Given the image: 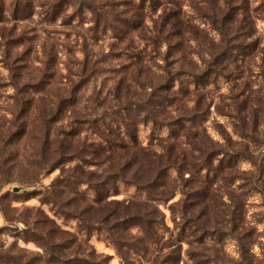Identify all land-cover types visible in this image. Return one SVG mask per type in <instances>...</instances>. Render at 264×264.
Masks as SVG:
<instances>
[{
  "label": "trees",
  "instance_id": "obj_1",
  "mask_svg": "<svg viewBox=\"0 0 264 264\" xmlns=\"http://www.w3.org/2000/svg\"><path fill=\"white\" fill-rule=\"evenodd\" d=\"M188 1L196 14L193 18L184 13V0H165V6L158 17L153 19L152 35L142 32L144 39L155 47H162L166 43L174 49L182 50L181 57L172 58L171 51L168 54L171 60L164 58L162 75L145 86L143 95L137 96L131 89L123 96L111 92V98L108 99L101 98L95 92L90 110L83 105L84 88L103 70L102 66H98L101 62L99 59L90 62L87 55L83 61L73 60L79 67L80 74L71 68L69 71L70 74L79 75V80H71L65 86L55 82L57 68L55 57L51 54L54 53L52 47L50 52L44 51L47 59L44 58L43 65L36 68L38 75L35 81L20 82L24 65L17 67L6 63L10 71V83L14 85L16 92L9 112L11 120L0 119V176L11 169L6 167L10 166L12 155L15 159L19 154H12L9 148L25 137L33 144V150L28 156L31 159L34 157L45 160L49 155L51 169L72 161L97 168L85 173L84 166L76 163L70 168L68 176L61 174L52 183L50 191L54 198L50 200L57 203L58 198L68 192V204L79 206L67 212L62 211V214L79 220V233L82 236L78 233L80 237L62 239L44 227L38 231L25 229V240L35 241L43 248L39 262L106 264L107 256L98 255L89 243V237L96 226L103 223L115 232L114 235L111 233L112 242L122 259L128 262V255L132 252H148L151 247L158 248L163 238L161 230L164 221L162 216L160 219L157 204L174 195L176 179L171 178V171L174 170L180 175L190 171L191 178L185 181H194V185H197L196 189L186 192L179 208L181 221L177 223L179 240L192 244L190 238L194 236L199 244L198 255L189 257L194 261L192 263L253 264V241H248L243 234L237 232L235 207L232 208L233 205H228L223 200L222 194L225 192H222V188L214 187V177L223 174L221 177L228 180L232 203L237 189L241 190L238 198L244 200L247 191L257 188L254 181L256 175L246 178L245 183L236 186L237 180L244 177L233 171L242 162L257 164V160L247 149L241 150L242 147L228 150L218 146L207 133L205 122L210 107V103L206 101L207 89L223 75L226 60L235 61L258 48V40L253 36L256 35L257 14L260 7L264 6V0L260 5H252L251 0ZM29 2L32 0H10L11 14L14 17L31 16V12L27 11ZM50 2L41 4L45 8L44 18L54 22L62 11L70 8L71 15L66 13L63 21L64 24L71 25L77 20L72 25L75 27L74 31L86 20V14L91 15V26L87 28L91 33L90 37H85L87 40L84 39L82 44L85 45L89 39L97 43L109 30H114L115 36L120 38L122 30H139L145 22L146 11L150 9V12L157 13L164 1ZM197 20L210 28H200ZM210 31L217 36L210 37ZM13 42L17 41L8 40V44ZM190 53L198 54L201 67L194 68L186 60ZM116 54L120 58L119 52ZM146 56L143 55V49L129 51L128 65L117 68H122V71L119 70L121 73H130V81L145 83L141 79H147L143 73L149 72L145 68L151 69L144 61ZM19 60L24 62L22 64H27L24 58ZM130 67L132 71H129ZM121 78L124 84L127 76ZM185 86L187 89L184 90ZM147 88L151 90L148 91ZM35 94L42 96L35 99ZM180 94L183 96L176 98ZM185 97L193 98L195 103L190 104V99L186 101ZM176 101L180 107L179 115L166 117L167 110L173 108L172 104ZM233 103L240 114V120H245H241L242 124L240 122V126H236L239 136L251 143L261 144L263 141L256 126L260 122L264 123V100L250 103L241 99L238 94H233ZM161 115L163 116L160 117ZM64 119L67 121L66 125L61 123ZM142 123L151 126L152 139L159 136L163 127H169L170 136L165 138L172 145L169 151L159 153L141 145L136 130ZM246 123L250 130L245 128ZM86 125L97 134V138L90 139L88 135H82ZM181 135L187 139L186 147H182ZM177 148L181 150L177 151ZM258 171L263 172L260 164ZM202 172L205 173L202 180L195 178ZM83 183L88 185L87 191L79 189ZM121 184L135 187L136 194L130 200L109 199L110 196L118 194ZM218 209L222 212L223 220L229 218L230 228L222 227ZM225 236H233L237 241L241 257L239 262L223 254L217 247ZM157 250L151 251L153 257L149 264H180V259L171 263L173 250L169 253H161L162 249Z\"/></svg>",
  "mask_w": 264,
  "mask_h": 264
},
{
  "label": "rangeland",
  "instance_id": "obj_2",
  "mask_svg": "<svg viewBox=\"0 0 264 264\" xmlns=\"http://www.w3.org/2000/svg\"><path fill=\"white\" fill-rule=\"evenodd\" d=\"M9 1L0 0L1 121L11 120L9 112L14 103L13 95L16 92L14 85L10 83V71L6 63L14 64L17 67L24 65L21 70L20 82L35 81L38 75L36 68L43 65L42 60L44 58L47 59L46 55L44 56V51L50 52V47H52L54 52L51 53L55 57L53 59L56 61L55 82L62 86H65L71 80L75 82L79 80V75L70 74L69 71V68H71L80 74L79 67L74 64L75 61H83L87 55L90 62L96 59L101 61L98 66H102L103 70L84 88L83 105L88 106L90 110L95 92L101 98L107 97L108 99L111 98V92L112 94L115 92L119 96H123L124 93L129 92L131 89L132 93L137 96L143 95L145 86L162 75V67L165 65L164 58L167 57L171 60V57L168 56L171 51L172 58L181 57L182 50L174 49L166 43H163L162 47H155L142 36V32L152 35L153 19L158 17L165 6V0H163L164 2L157 13L150 12V9L146 11L145 22L139 30L132 32H129V29L128 31L122 30V38L116 37L114 30H109L106 35L103 34L100 37L97 43L94 42L95 40L89 39L85 45H82L84 44V39L90 37L91 33L87 31V28L91 26L90 14L85 15L86 20L79 25L77 31H74L75 27L73 26L77 23V20L73 21L71 25L64 24L63 21L66 13L71 15L72 10L70 8L62 11L59 18L52 22L44 18L43 12L45 8L41 6L42 3H51V0H32V2H29L30 6L27 11L31 12V16L27 18L20 15L14 17L11 14ZM96 1L100 2L102 0ZM133 1L137 3L139 0ZM261 1L263 0H251V4L260 5ZM183 11L188 17L193 18L196 15L188 0H184ZM257 15L256 35L253 38L258 40V48L252 53L241 56L239 59L236 58L235 61L226 60L227 63L223 69V75L207 89L206 101L210 103V107L205 126L207 133L218 146L228 150H238L242 147L241 150L247 149L250 153H253L255 160H257V164L249 161L242 162L238 165L236 171H233V173H238L241 177H244V179L237 180L236 186L245 183L247 181L246 178L256 175L254 181L257 188L247 191L244 200L238 198L241 190L237 189L233 195L234 203H232L230 186L227 183L228 180H224L221 177L223 174L214 177V187L222 188V192H225V194H222L223 200L228 205H233L232 208L235 207L234 214L237 215L235 227L237 232L243 234L248 241H253L251 245V251L255 255L253 264H264V123L260 122L256 126L258 134L263 141L261 144H254L241 138L236 126H240V122L243 119L240 120V114L233 103V94H238L241 99L248 100L250 103L256 100H264V6L260 7ZM196 23L199 24L200 21L197 20ZM200 28L209 29L210 27L200 23ZM216 36L215 32L210 31V37ZM8 40L17 42L8 44ZM131 40H133L132 43ZM136 49H143V55H147L144 61L151 68L150 70L145 68L146 72H149L143 73L147 79L141 78L145 83L130 81V73H126V71L123 73L119 72L120 69L122 71V68L128 65L129 60L127 57L129 51H136ZM184 49L187 48L184 47ZM187 50L191 51V49ZM111 51H113V54H111ZM117 52H119L120 58L116 56ZM23 58L27 61V64H22L24 62L19 60ZM199 59L197 53H190L186 60L194 68H199L202 66ZM120 66L122 68L118 69L117 67ZM185 67L187 66L185 65ZM129 71H132V67H130ZM124 73H126L127 81L122 84L121 77L125 76ZM185 89H187L186 86ZM146 90L150 91L151 88ZM239 93L243 94L240 95ZM41 96L42 94H35L34 97L37 99ZM182 96L180 94L176 98H181ZM184 99L186 101L190 99V104L195 103L191 97H185ZM172 107L167 110L166 117L177 116L180 112L177 101L172 104ZM66 122V119H64L61 123L66 125ZM245 128L247 130L251 129L247 123ZM151 130L150 125L143 123L136 130L137 139L141 145L150 147L159 153L169 151L172 146L170 141L166 140L170 136L169 127H163L159 132V136L155 139H152ZM82 135H88L90 139L97 138V134L87 125L84 126ZM181 137L183 140L182 147H186L185 141L187 139L184 135H181ZM26 138L19 140L14 146L12 145L9 148L12 154H15V152H19V154L17 158L14 157L15 159H13L12 155L11 161H9L10 166L6 167L11 169L0 176V264H43L39 262V257L42 258L41 255H43V248L35 241L25 240L23 234L25 229L38 231L44 227L52 230L56 237H61L62 239L77 237L79 220L63 215L62 211L67 212L79 206L75 207L74 204H68V192H64L58 198L57 203L54 200H50L54 198L50 188L61 174H64V177L68 176L70 168L76 163L84 166L85 173L97 170L95 166H89L78 161L64 162L61 166L51 169V164L49 163L51 161L48 160L49 155L45 160L34 159V157L31 159L28 156V153L33 150V144ZM180 150L181 148H177V151ZM258 164L262 166L263 172L261 173L258 171ZM204 174V172L197 174L195 178L202 180ZM171 178L176 179L174 195L168 200L157 204V208L160 210V219L162 216L164 221V227L161 230L163 238L158 248L151 247L150 250L158 249L157 251H161L162 249L161 253H169L173 250L171 263L180 259V264H193L194 261H191L189 257L190 255H198V251H200L199 244L195 241L194 236L190 238L193 241L192 244L187 243L186 240H179L177 223L181 221L179 208L186 192L196 189L197 185H194V181H185V179L191 178L190 171L180 175L172 170ZM211 178L214 179L213 176ZM87 188L88 185L86 183L79 187L83 191H87ZM118 191L117 195H112L109 199L130 200L137 192L135 187L125 184H121ZM221 213L219 210L218 214L220 215V221L223 223L222 227L225 229L230 228L229 218L223 220ZM109 230V226L103 223L96 226V229L89 237V243L96 253L102 257L107 256L106 264L150 263V259L153 257L151 251L132 252L128 255L129 262L122 259L111 239V235H114L115 232ZM80 236L82 235L80 234ZM217 247L223 251V254H226L234 261L239 262L241 259L238 243L233 236H225L223 241L217 244ZM14 259H17V262L13 261Z\"/></svg>",
  "mask_w": 264,
  "mask_h": 264
}]
</instances>
